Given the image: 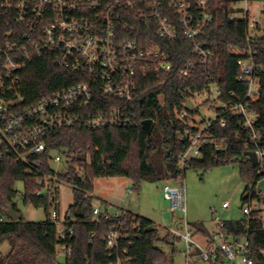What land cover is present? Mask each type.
<instances>
[{
	"label": "built area",
	"instance_id": "obj_1",
	"mask_svg": "<svg viewBox=\"0 0 264 264\" xmlns=\"http://www.w3.org/2000/svg\"><path fill=\"white\" fill-rule=\"evenodd\" d=\"M225 1L230 10L228 18L240 19L245 24L246 49L234 52L239 54L237 80L245 83L246 89L242 99L230 92L223 108L243 121L247 131L244 142L257 159V187L264 179V147L260 145L261 134L254 127L257 113L248 102L260 96L261 66L254 59L252 45L264 39V33L257 19L250 18L246 10L241 16L236 13H240L241 3L259 0ZM214 3L215 0H0V162L21 164L25 174L35 182V195L46 197L51 204L49 218L55 222L60 240L56 245L58 257L72 253L70 243L74 232L69 223L73 219L67 220L65 214L60 216L56 208L59 187L67 185L72 189V184L62 177L68 172L71 158L63 150H51L45 157L49 135L72 127L100 130L135 126L138 121L134 99L139 77L148 71L169 72L172 68L170 55L158 40L183 39L190 43L196 58L179 68L180 79L189 80L201 65V76L210 80L206 67L211 63V52L202 38L214 23ZM45 56L60 68L76 74L79 80L26 105L22 97V73L33 59ZM188 92L192 96L212 92L218 95L219 89L209 84L202 90ZM185 115L184 110L180 117ZM212 120L194 134L186 131L180 135L182 140H188L180 156V168L186 160L200 156L203 144L224 149L216 137L205 132ZM219 124L223 127L225 121L220 119ZM128 191L131 192L130 188ZM185 193L182 181L164 184L163 196L171 214L180 212L185 218ZM259 193L260 198L249 196L240 208L246 223L257 219L264 226V206ZM228 207V202L221 203L222 210ZM126 210L111 209L109 205L107 208L94 206L92 210L93 218L102 215L116 221L102 237L107 264H128L130 260ZM225 221L214 216L216 229L208 234L189 232L186 227L181 234L165 227L168 243L175 252V243L183 241L184 248L179 254L184 264L235 261L255 264L248 230L240 234L227 232ZM93 237L94 232H90L88 244L93 243Z\"/></svg>",
	"mask_w": 264,
	"mask_h": 264
},
{
	"label": "trees",
	"instance_id": "obj_2",
	"mask_svg": "<svg viewBox=\"0 0 264 264\" xmlns=\"http://www.w3.org/2000/svg\"><path fill=\"white\" fill-rule=\"evenodd\" d=\"M214 23L203 36L205 47L211 52V63L206 67L211 77L201 76L203 66H198L196 74L189 80L179 78V68L188 60L196 58L190 43L183 39L174 42L158 41L171 58L169 72L148 71L140 76L134 99V114L137 124L127 128H105L88 130L72 127L49 135L46 141L45 157L51 150H63L70 156L68 172L62 174L72 184L73 202L65 213L73 228L71 255L59 260L56 245L57 226L49 218L51 204L46 197L36 196L37 188L32 177L24 172L21 164L0 162V245L7 241L10 249L6 254L0 251V264H107L102 237L115 224L112 217L98 215L93 218L90 195L93 180L99 177H126L132 181L131 192L138 191L140 180L177 181L187 168L206 170L224 163H238L239 173L244 183L241 195L242 204L249 196L260 198L256 187L258 174L244 155L249 147L244 138L247 131L243 121L232 116L223 108L230 99V92L236 98H243L246 84L237 80L239 54L234 50L246 49L245 24L240 19L230 20L228 3L215 0L213 4ZM256 63L261 66L259 73L260 96L249 101V107L257 113L254 127L261 134L260 145L264 147V39L252 45ZM78 76L57 66L48 57L35 58L22 73V97L26 105L39 98L70 86L78 81ZM215 85L219 89L218 101L222 104L215 108V118L205 129L207 134L223 144V150H216L214 144H203L200 156L186 160L179 167L180 156L188 146L181 134L198 132L195 116L198 111L185 108V102L193 97L188 90L197 91ZM185 110L186 115L180 117ZM153 119L151 133L146 134L141 122ZM223 119L222 127L219 120ZM204 121V120H202ZM82 176L79 177L78 174ZM23 183V190L15 188L16 182ZM19 196L24 204L43 208L45 218L41 221H26L21 215L11 221L3 213L8 206L16 210L15 199ZM105 203L103 208H107ZM59 209V206H56ZM78 210L79 215H76ZM17 211V210H16ZM18 212V211H17ZM127 225L131 245L128 247V264H162L165 253L162 243H168V232L150 219L126 210ZM197 232L207 234L201 223L193 224ZM227 232L240 234L248 230L251 256L255 264H264V226L257 219L246 223L245 219L225 221ZM90 232H94L93 243L88 244ZM173 253V251H172Z\"/></svg>",
	"mask_w": 264,
	"mask_h": 264
},
{
	"label": "rangeland",
	"instance_id": "obj_3",
	"mask_svg": "<svg viewBox=\"0 0 264 264\" xmlns=\"http://www.w3.org/2000/svg\"><path fill=\"white\" fill-rule=\"evenodd\" d=\"M263 1L240 4L241 11L236 13L241 16L248 13L249 17H255L259 23V28L264 33V8L261 7ZM242 13V14H241ZM190 101L198 111L195 116L196 123L201 128L209 119L215 117V108L222 104L217 99V94H198L190 98ZM204 120V121H202ZM182 181L186 186L185 206L186 215L182 217L180 212L171 214L167 207L168 202L163 197V186L165 183H176ZM132 186V181L126 177H99L93 180L91 191V204L97 207H104L107 203L111 209L130 208L140 216L146 217L160 226L178 230L184 233V227L189 232L197 231L193 224L201 223L208 232L216 229L213 222L214 216H219L222 220L240 219L243 214L241 195L244 190L239 173V164L224 163L212 166L206 170L187 168L184 174L177 181H149L140 180L138 191L128 192ZM15 188L22 192L23 183L16 182ZM261 204L264 206V191H261ZM73 202V193L70 186L61 185L59 187V211L63 216ZM228 202L227 209H221V203ZM15 206L18 214L26 221H41L46 214L43 208H34L24 204L17 196ZM184 221L186 224H184ZM199 237V236H198ZM161 247L165 253V260L162 264H184V258L179 254L183 250L182 240L175 243L176 251L172 253L170 243H162ZM10 249L7 241L0 245V251L6 254ZM63 257H59L62 260ZM231 264H242L235 261Z\"/></svg>",
	"mask_w": 264,
	"mask_h": 264
},
{
	"label": "water",
	"instance_id": "obj_4",
	"mask_svg": "<svg viewBox=\"0 0 264 264\" xmlns=\"http://www.w3.org/2000/svg\"><path fill=\"white\" fill-rule=\"evenodd\" d=\"M184 106H185L186 109H192L193 108V104L189 100L185 102ZM153 125H154V120L153 119H146V120H143L141 122V126H142L143 130L146 132V134H150L151 133ZM244 155L248 158L251 166L255 167L256 164H257V159H256L255 153L253 151H246ZM257 189L260 192L264 191V179L258 183ZM3 213L11 221L17 220L19 218L18 212L12 206H8L7 209L3 210ZM76 215H79L78 210H76Z\"/></svg>",
	"mask_w": 264,
	"mask_h": 264
},
{
	"label": "crops",
	"instance_id": "obj_5",
	"mask_svg": "<svg viewBox=\"0 0 264 264\" xmlns=\"http://www.w3.org/2000/svg\"><path fill=\"white\" fill-rule=\"evenodd\" d=\"M128 192H130V191H128ZM164 197V196H163ZM165 199V198H164ZM167 201V200H166ZM125 209H127V210H129V211H131L132 213H135V214H137L136 212H134V211H132L129 207L128 208H125ZM202 233V232H201ZM209 232L207 231V234H208ZM202 234H204V233H202Z\"/></svg>",
	"mask_w": 264,
	"mask_h": 264
}]
</instances>
